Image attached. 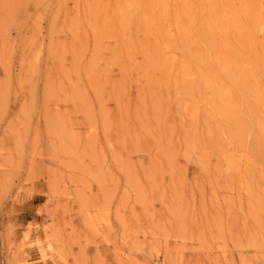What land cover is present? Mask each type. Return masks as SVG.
<instances>
[{"label": "rangeland", "instance_id": "374dc122", "mask_svg": "<svg viewBox=\"0 0 264 264\" xmlns=\"http://www.w3.org/2000/svg\"><path fill=\"white\" fill-rule=\"evenodd\" d=\"M155 1L0 0V264H264V0L235 79L193 59L221 1Z\"/></svg>", "mask_w": 264, "mask_h": 264}, {"label": "bare ground", "instance_id": "6f19581e", "mask_svg": "<svg viewBox=\"0 0 264 264\" xmlns=\"http://www.w3.org/2000/svg\"><path fill=\"white\" fill-rule=\"evenodd\" d=\"M219 8H215V21H207L206 24L204 25V30L201 35V42L204 44V48L199 51L198 56L194 57L193 59L198 62H202V60L209 59V56L212 55V57L215 60V65L222 70V72L229 74L232 72V79H235V75L240 74L242 77L244 76L247 78V68L245 64L239 63L238 58L236 57L235 54H230L226 55L225 53V47H226V39L225 35L230 31V30H238L241 34L242 28L238 25L236 22L237 18V12H236V7L234 4V0H228L222 2ZM157 7L163 8V5L165 3V0H156L155 1ZM249 5V0H244L243 1V10L244 12H249L248 6ZM191 14L188 12L187 8L183 9V12L181 13L180 16L177 18V26L176 29L178 30L180 35H185L186 32H189V29L191 28V24L193 20L191 19ZM187 21L186 30L184 28V22ZM243 33V32H242ZM165 46H168V44H165ZM162 49H158L157 51V59L161 61V57L159 54H161ZM193 56V55H192ZM191 56V57H192ZM165 62L169 63L170 67L169 69H172L173 72L176 71L178 73H181L186 71V68L183 67L180 69V66H174V62L171 60H166ZM180 69V70H179ZM204 83L208 86V88H213V84L210 82V76L207 74H202L201 75ZM215 96H213V101H219L223 102V104L216 105V110L219 116L226 117V113L224 112L225 110L223 109L224 107V102L226 104L229 102V97L228 92H226L224 89H220V92L215 93ZM212 101V102H213ZM232 113H234L232 111ZM235 119H238L236 116ZM234 124V123H233ZM245 127V126H244ZM247 130V129H246ZM227 135L230 136L232 139L239 140L242 139L245 134V131H242L241 134L235 131V125L234 126H229L226 129ZM256 148H262L264 150V132H263V138L262 140H259L255 143ZM262 161L264 162V157L262 158Z\"/></svg>", "mask_w": 264, "mask_h": 264}]
</instances>
